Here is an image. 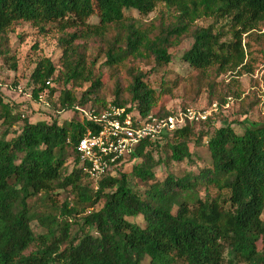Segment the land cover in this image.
I'll use <instances>...</instances> for the list:
<instances>
[{"label": "trees", "instance_id": "obj_1", "mask_svg": "<svg viewBox=\"0 0 264 264\" xmlns=\"http://www.w3.org/2000/svg\"><path fill=\"white\" fill-rule=\"evenodd\" d=\"M160 4L172 12L168 23L125 14L147 15ZM203 17L213 21L197 26ZM21 23L60 32L58 61H35L31 91L49 103L60 85L59 107L79 118L30 120L0 90V264H264V121H246L241 131L228 122L212 125L226 97L206 119L142 139L96 180L82 171L76 151L92 125L79 108L166 116L193 107L154 111L159 95L139 66L143 59L169 63V46L185 36L193 42L182 59L211 82L227 71H251L255 59L242 40L264 25V0H0V57L13 70L8 35ZM91 43L103 65L130 73L110 101L100 95L104 82ZM209 96L200 108L215 103ZM189 142L204 145L209 162L158 180L155 167L192 163ZM162 147L167 155L156 158ZM126 161L138 182L131 183ZM61 190L70 198L59 199Z\"/></svg>", "mask_w": 264, "mask_h": 264}, {"label": "rangeland", "instance_id": "obj_2", "mask_svg": "<svg viewBox=\"0 0 264 264\" xmlns=\"http://www.w3.org/2000/svg\"><path fill=\"white\" fill-rule=\"evenodd\" d=\"M125 14L140 19L144 24L152 21L159 25L161 20H164L165 23L172 20V12L165 11L161 4L147 15H140L135 10H125ZM212 21V18L203 17L196 24L197 26H206ZM219 23H223V21ZM253 31L247 36L244 34L242 40L245 49V42L249 43L251 54L255 59L251 71L242 73H239L237 69L227 71L221 74L215 83L211 82L212 75L199 72L182 59L183 52L193 42L191 36H185L180 43L169 46V52L172 55L169 63L156 64L152 59H143L139 66L146 73L148 84L159 95L154 111L161 105L174 110L186 106L200 108L208 104L209 93H211V97L218 107L223 98L226 97L228 101L220 105L218 117L212 121V125L219 126L228 122L236 131H241L246 121H264V25L260 30ZM59 35L60 32L54 26L50 27L48 33H41L29 23L15 25L8 38L10 53L16 59L17 68L11 69L8 59L0 57V90L16 110H19L23 116L28 115L33 121L45 119L66 123L71 119L79 118L73 110L59 107L57 97L60 85H57V91L50 96L49 103L45 101L44 95L35 99L31 91L32 84L29 76L35 61L42 56H48L56 63L58 61L61 54V48L57 41ZM88 52L92 56H98L96 72L101 73L104 82L100 95L110 101L113 98L112 91L115 85L118 84L124 88L130 82L129 70L120 68L111 71L103 65V57L96 54L97 49L93 43L89 45ZM208 83H212L213 87ZM86 86V83L76 86V94L80 95ZM19 124L20 122L15 124L14 128H17ZM197 130H199L198 127ZM189 149L193 153L192 163L170 161L167 165L161 164L154 168L158 180L163 179L168 172L180 175L209 162V153L204 145L194 146L192 142H189ZM165 152V148L162 147L161 150L155 152V157H164L167 155ZM131 164L126 161L123 169L128 173L131 183H135L138 181L132 174ZM140 190H143L142 185H140ZM60 192L59 199L65 196L70 198L68 191L61 190ZM209 192L214 195L216 191L210 188ZM134 220L140 222L141 219L137 217Z\"/></svg>", "mask_w": 264, "mask_h": 264}, {"label": "built area", "instance_id": "obj_3", "mask_svg": "<svg viewBox=\"0 0 264 264\" xmlns=\"http://www.w3.org/2000/svg\"><path fill=\"white\" fill-rule=\"evenodd\" d=\"M79 109L92 125L76 142L77 158L82 171L96 180L142 139L155 138L187 122L204 120L217 106L212 103L207 108L186 107L166 116L153 113L142 116L136 111L127 112L124 107L113 105L97 112Z\"/></svg>", "mask_w": 264, "mask_h": 264}]
</instances>
